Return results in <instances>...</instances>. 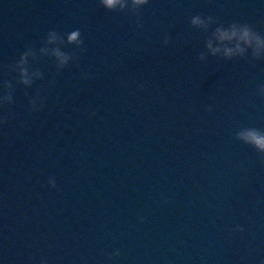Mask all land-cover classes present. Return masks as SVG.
<instances>
[{"label": "clouds", "instance_id": "obj_1", "mask_svg": "<svg viewBox=\"0 0 264 264\" xmlns=\"http://www.w3.org/2000/svg\"><path fill=\"white\" fill-rule=\"evenodd\" d=\"M147 0H131L132 7L139 8L145 4ZM104 7L108 9L125 8L128 6V0H101ZM192 23L198 27L207 29L208 25L212 23V17L207 19L197 15L192 18ZM80 31L77 29L70 34V39L73 42L81 43ZM61 41L60 35L56 31H50L47 35L48 45H58ZM207 48L213 54H223L225 57L231 58L234 56H244L249 49L252 55L256 58H264V34L255 31L248 24L232 23L229 27L219 26L207 39ZM40 54L47 55L51 53L54 55L61 66L67 64L71 56L64 52L59 46L54 48L44 47L39 49ZM32 60L38 59L37 50L29 48L25 51L16 63V71L19 73L20 81L25 85L33 83L34 78L42 76L39 70H33L30 63ZM5 87L11 89L12 85L5 82ZM13 96L11 92L0 97V104L11 103ZM3 123L7 122L6 117L0 118ZM242 139L246 142L255 144L257 148L264 151V134L256 130H246L240 133ZM54 184V181H53ZM119 251L115 255H119Z\"/></svg>", "mask_w": 264, "mask_h": 264}, {"label": "water", "instance_id": "obj_2", "mask_svg": "<svg viewBox=\"0 0 264 264\" xmlns=\"http://www.w3.org/2000/svg\"><path fill=\"white\" fill-rule=\"evenodd\" d=\"M261 7H262V19H263V30H264V0H261Z\"/></svg>", "mask_w": 264, "mask_h": 264}]
</instances>
